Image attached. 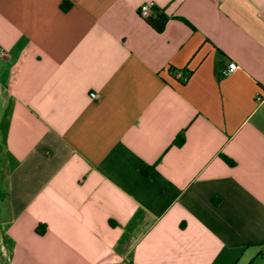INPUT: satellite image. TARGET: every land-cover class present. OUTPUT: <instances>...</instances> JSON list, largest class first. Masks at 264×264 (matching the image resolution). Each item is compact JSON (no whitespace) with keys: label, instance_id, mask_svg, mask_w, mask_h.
Segmentation results:
<instances>
[{"label":"crops","instance_id":"0c3cea01","mask_svg":"<svg viewBox=\"0 0 264 264\" xmlns=\"http://www.w3.org/2000/svg\"><path fill=\"white\" fill-rule=\"evenodd\" d=\"M0 47V264H264V0H0Z\"/></svg>","mask_w":264,"mask_h":264},{"label":"trees","instance_id":"16d2710c","mask_svg":"<svg viewBox=\"0 0 264 264\" xmlns=\"http://www.w3.org/2000/svg\"><path fill=\"white\" fill-rule=\"evenodd\" d=\"M145 20L150 24V25H152L156 30H159L160 28H161V26H162V24H163V22H164V20H165V17L164 16H162L161 14H159L158 12H156L155 14H154V16H152V17H147V18H145ZM176 72H179V76H178V81L180 82V83H183L186 79H187V77L189 76V74H190V71L189 70H187L186 68H181V69H175V68H171V67H169L168 68V73L171 75V76H175V73ZM182 141H183V131H181L180 133H178L176 136H175V138H174V140L172 141V143L173 144H175V145H180L181 143H182ZM225 161H227L228 163H231V161L229 160V159H227V158H223ZM147 168H150V166H148V167H146L145 168V166L144 167H141V169H140V172L142 173V174H146V169ZM35 229H37V227H35Z\"/></svg>","mask_w":264,"mask_h":264},{"label":"built area","instance_id":"2783aa9c","mask_svg":"<svg viewBox=\"0 0 264 264\" xmlns=\"http://www.w3.org/2000/svg\"><path fill=\"white\" fill-rule=\"evenodd\" d=\"M138 14L142 18L149 17V14L154 12V3L152 1H147L145 3H142L138 6ZM3 54V49L0 47V56ZM237 68V64L233 61H228L225 66L221 68L222 74H228L233 72ZM90 99L96 98L95 92H89L88 94Z\"/></svg>","mask_w":264,"mask_h":264}]
</instances>
